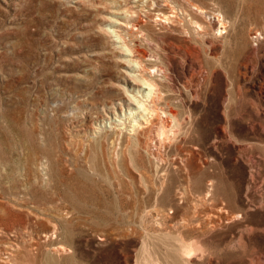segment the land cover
I'll list each match as a JSON object with an SVG mask.
<instances>
[{
    "label": "rangeland",
    "instance_id": "1",
    "mask_svg": "<svg viewBox=\"0 0 264 264\" xmlns=\"http://www.w3.org/2000/svg\"><path fill=\"white\" fill-rule=\"evenodd\" d=\"M0 264H264V0H0Z\"/></svg>",
    "mask_w": 264,
    "mask_h": 264
},
{
    "label": "bare ground",
    "instance_id": "2",
    "mask_svg": "<svg viewBox=\"0 0 264 264\" xmlns=\"http://www.w3.org/2000/svg\"><path fill=\"white\" fill-rule=\"evenodd\" d=\"M126 25V24H125ZM112 31V30H111ZM115 40V39H114ZM125 48H127V47H125ZM123 50V49H122ZM121 53H123V52H121ZM135 56V55H134ZM128 61V60H127ZM128 62H130V61H128ZM136 62V61H135ZM132 63H133V61H132ZM138 63V62H137ZM127 65V67L129 68V69H134V64H131V63H129V64H126ZM139 66V65H138ZM136 67V66H135ZM143 68H145V67H143ZM135 71V70H134ZM137 71V70H136ZM146 71V70H145ZM124 73L128 76V78H129V80H130V82H127V84H128V86H129V88H131L132 90H134V88H145V89H148L149 90V93H150V91H152L151 89L153 88V86L151 85V83H149L148 81H147V79H145V78H139L138 77V75L136 74V75H134V74H132L131 72H129V71H127V70H125L124 71ZM145 74V73H144ZM140 76V75H139ZM151 80V79H150ZM151 86H152V88H151ZM158 86V85H157ZM156 86V87H157ZM125 88V87H124ZM151 88V89H150ZM154 89V88H153ZM128 92V91H127ZM126 92V93H127ZM127 98H128V101H126V108H128V109H131L130 108V106H133V107H135L136 109H137V111H138V109L139 110H141V111H145L146 110V106H144V104H142V102L140 101V100H138L137 98H135L134 96H132V95H129V93L127 94ZM146 107V108H145ZM149 110V109H148ZM136 111V112H137ZM146 112V111H145ZM149 112V111H148ZM132 113V112H131ZM142 113V112H141ZM147 113V112H146ZM165 115V114H164ZM135 121V120H134ZM171 121V120H170ZM165 133V132H164ZM166 137V136H165Z\"/></svg>",
    "mask_w": 264,
    "mask_h": 264
},
{
    "label": "built area",
    "instance_id": "3",
    "mask_svg": "<svg viewBox=\"0 0 264 264\" xmlns=\"http://www.w3.org/2000/svg\"><path fill=\"white\" fill-rule=\"evenodd\" d=\"M252 38H255V37H252Z\"/></svg>",
    "mask_w": 264,
    "mask_h": 264
}]
</instances>
